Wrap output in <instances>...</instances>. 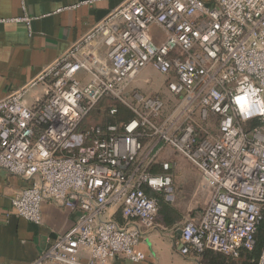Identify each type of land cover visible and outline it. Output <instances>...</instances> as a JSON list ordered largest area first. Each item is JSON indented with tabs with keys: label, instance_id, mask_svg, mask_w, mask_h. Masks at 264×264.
Instances as JSON below:
<instances>
[{
	"label": "built area",
	"instance_id": "obj_1",
	"mask_svg": "<svg viewBox=\"0 0 264 264\" xmlns=\"http://www.w3.org/2000/svg\"><path fill=\"white\" fill-rule=\"evenodd\" d=\"M12 21L31 32L32 17ZM147 67L163 93L131 88ZM40 84L48 95L29 106ZM94 111L116 121L87 125ZM167 150L199 174L181 254L252 251L264 220V0H125L0 100V171L29 182L10 214L39 225L50 201L76 215L31 264L143 262L141 227L156 226L162 196L174 201Z\"/></svg>",
	"mask_w": 264,
	"mask_h": 264
},
{
	"label": "crops",
	"instance_id": "obj_2",
	"mask_svg": "<svg viewBox=\"0 0 264 264\" xmlns=\"http://www.w3.org/2000/svg\"><path fill=\"white\" fill-rule=\"evenodd\" d=\"M82 1L85 0H0V100L32 81L44 67L125 0H96L75 9L68 8ZM23 15L33 18L31 32L23 23L12 21ZM160 89L159 93H163L164 87ZM47 95V85L40 84L28 91L27 104L38 105ZM91 120L95 121V118L91 117ZM160 160L169 161L166 152ZM155 170L160 171L159 167ZM171 173L174 177L173 171ZM177 175L180 181L173 187L174 201H165L162 196L156 226L140 229L141 242L137 249L146 259L132 263L118 256L108 260L107 264H257L259 256L253 259L247 252L236 260L213 251L200 256L181 254V227L189 218L199 215L198 210L191 208L199 174L190 167L188 170L182 168ZM173 179L177 182L176 177ZM28 186V181L0 171V264L33 263L54 246L75 220L73 212L50 201L41 203L42 222L39 225L11 215L12 198ZM108 214L116 220L121 219L120 213L114 210Z\"/></svg>",
	"mask_w": 264,
	"mask_h": 264
},
{
	"label": "rangeland",
	"instance_id": "obj_3",
	"mask_svg": "<svg viewBox=\"0 0 264 264\" xmlns=\"http://www.w3.org/2000/svg\"><path fill=\"white\" fill-rule=\"evenodd\" d=\"M148 33L153 39H155L156 42H160L161 40H163V33L160 28L156 26H150L148 29ZM162 87H164L163 77L149 67L141 71V73L131 84V88H137L144 92L147 91L146 94L150 95L159 93L161 90L160 88ZM96 122L100 123L101 121H95L94 123ZM166 158H168L172 164L174 177L177 178V182L174 181V186H176L180 181V177L179 175H177V172H179L182 168H186L188 170L191 166L183 157L179 156L177 153L171 150L166 151ZM184 183H188V181Z\"/></svg>",
	"mask_w": 264,
	"mask_h": 264
},
{
	"label": "trees",
	"instance_id": "obj_4",
	"mask_svg": "<svg viewBox=\"0 0 264 264\" xmlns=\"http://www.w3.org/2000/svg\"><path fill=\"white\" fill-rule=\"evenodd\" d=\"M105 107H106L105 103H103V104H101L99 106L100 109L105 108ZM119 109H120L121 112H123L122 113V116H123L125 114L123 107L119 106ZM91 117L95 118V121H101L100 123H97V122L96 123L97 124H102V125L106 124V123H114L116 121L115 118L108 117L105 114H102L101 111H99V112L98 111H94L92 113ZM91 117H90V119L87 120V122H86L87 125L95 124L94 123L95 121H92ZM89 120H91V122ZM161 204H163V200L162 199H161ZM263 241H264V220L259 225L258 232H257V235H256L254 249L252 251H242L241 254L243 252H247V253L250 254L249 257H251L253 259L258 258L259 253L261 252V247H262ZM229 259H231V258H229ZM231 260H236V259H231Z\"/></svg>",
	"mask_w": 264,
	"mask_h": 264
},
{
	"label": "clouds",
	"instance_id": "obj_5",
	"mask_svg": "<svg viewBox=\"0 0 264 264\" xmlns=\"http://www.w3.org/2000/svg\"><path fill=\"white\" fill-rule=\"evenodd\" d=\"M237 103L243 104V100L241 99V100L237 101Z\"/></svg>",
	"mask_w": 264,
	"mask_h": 264
}]
</instances>
